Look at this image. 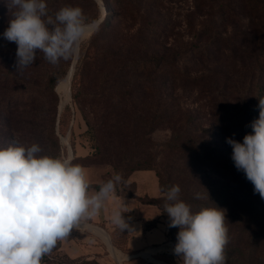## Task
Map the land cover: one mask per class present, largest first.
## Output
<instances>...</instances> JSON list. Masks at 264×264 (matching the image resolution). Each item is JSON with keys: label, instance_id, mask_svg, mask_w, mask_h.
Masks as SVG:
<instances>
[{"label": "rangeland", "instance_id": "374dc122", "mask_svg": "<svg viewBox=\"0 0 264 264\" xmlns=\"http://www.w3.org/2000/svg\"><path fill=\"white\" fill-rule=\"evenodd\" d=\"M6 3L7 0H0V47L8 45L17 49L15 42L3 37L12 18V11H8ZM261 5L262 0H124L123 4H109L108 8L113 12L111 26L104 35L105 40L99 43L98 51L105 52L106 55L100 54L101 57L110 55V60L105 63L99 59V63L93 66L76 100L72 99L71 85L66 100L57 90L66 74L54 87L55 97H51L42 93L45 68L24 67L19 81L34 84V93L40 97L34 104L19 106V102L12 113L9 132L0 131V147L37 144L42 155L50 156L46 132L53 117L52 128L58 138L59 157H70V149L71 159L83 156L91 152L87 135H82L88 120L96 128L98 154L74 161L87 169L88 181L102 182L103 185L117 175L127 174V160L130 164L144 162L146 166L161 168L170 187L179 185V200L188 204L196 201L203 207L213 206L220 191H212L193 178L186 155L177 148H170L168 143L173 131H190L192 126L198 130H214L218 135L214 144H227L228 147L231 146L226 142L227 138L242 143L244 136L252 133L250 125L259 114H252L255 100L249 90L253 84L249 82L257 81L264 86V73L255 69L257 61L264 58V45L257 43L258 35L264 32ZM64 6H78L85 17L95 16V20L102 12L104 17L107 13L105 0H47L52 15ZM198 51L199 56L196 55ZM129 58L147 65L154 59H161L177 71L173 74L165 71L163 81L158 71L135 75L126 67ZM68 60L70 66L73 57ZM198 75H201L200 79H192ZM103 76L108 80L106 87H114L113 92L100 94ZM128 77H137L143 91L146 89L143 103L136 95L127 99L122 94L125 87L113 85L125 83ZM66 106L68 111H65ZM164 106H168V119L150 131L159 117L164 118ZM146 172H150L156 182L151 171H140L141 174ZM193 172L198 175L201 168L193 169ZM146 179L149 180L142 177L140 182L144 185ZM232 193L240 194L239 191ZM163 202L168 203L165 198ZM230 228L232 236L228 237V245L231 249L225 250L226 264H247L256 232H260V243L251 255L250 264H264V222L247 220L244 225L229 226V231ZM102 229L110 236L107 229ZM108 241L113 249H119L112 238V242L109 238ZM59 243L60 253L72 258H95L77 250L79 246L92 243L102 245L111 260L112 254H116L91 229L83 232L74 229ZM174 248L169 241V252L154 255L160 261H146L142 255L123 258H127L124 262L130 264H183Z\"/></svg>", "mask_w": 264, "mask_h": 264}, {"label": "clouds", "instance_id": "9594fccd", "mask_svg": "<svg viewBox=\"0 0 264 264\" xmlns=\"http://www.w3.org/2000/svg\"><path fill=\"white\" fill-rule=\"evenodd\" d=\"M5 6L12 18L3 37L17 45L18 68L34 64L38 52L53 65L76 56L97 27L78 6H64L54 17L47 0H7ZM258 107L252 133L242 143L232 138L226 142L232 147L235 167L264 199V97ZM41 153L37 144L0 147V264H41L58 241L87 226L84 222L98 213L121 179L117 175L92 193L84 169L71 157ZM179 193V185L165 193L170 226L180 229L175 254L183 264H226V210L206 207L193 213L178 199ZM113 222L122 230L128 228L120 211L114 213Z\"/></svg>", "mask_w": 264, "mask_h": 264}, {"label": "trees", "instance_id": "16d2710c", "mask_svg": "<svg viewBox=\"0 0 264 264\" xmlns=\"http://www.w3.org/2000/svg\"><path fill=\"white\" fill-rule=\"evenodd\" d=\"M105 3L107 5V13L101 24H99V26H97L91 33L88 40L82 42L80 46L75 66L76 69L71 82L73 100H76L79 97L80 89L85 86L89 72L94 65L99 63V59L105 63L110 60V55L100 56V54H106L105 52H99L98 47L99 43L103 39L105 40L104 35L108 33L111 26L113 12L110 8H108V5L112 3L123 4L124 0H105ZM260 7V9H262V13H264V0H262V5ZM48 11L49 14L52 15L50 8H48ZM52 16L54 17V15ZM95 18V16H92L87 19L89 21H93ZM257 43L259 45H264V32L258 35ZM115 47V49H119V46ZM0 48V131L5 130V132L8 133L11 128L10 121L12 119V113L17 109L19 102H21L19 106L34 104L35 100H38L40 96L34 93V84H25L19 81L22 76V72L24 71V67H17V49L11 48L8 45L1 46ZM199 53L200 51L196 52V55L199 56ZM128 60L129 61L126 67L132 74L137 75L140 73H148L149 71H158L160 73L161 81L165 79V71L169 74H173V72L177 71L173 65L161 59H154L151 61L150 65H147L146 62L131 58ZM159 60L162 61V63L158 62ZM32 66H41L45 68L43 82L41 85L42 93L44 95L45 92L48 96L55 97L56 94L54 87L66 74L69 67V60L61 59L58 64L53 65L44 59V54L42 52H38L37 59ZM255 69L258 73H264V58L257 61ZM104 77L105 76L102 77L103 79L99 85V87H101L100 94L104 91L110 93L113 92L114 87H106L108 80H104ZM199 77H201V75L195 76L192 79L195 80ZM249 84H253L252 89H249L250 85L248 86V89L253 94L255 100L252 114L258 115L260 111L258 107L259 99L264 97V86H262L260 82H251V80ZM113 85L116 87H125V89L122 90V94H124L127 99H131L133 95H136L140 102L143 103L146 89L143 91L142 85L138 82L137 77H128L125 79V83L122 82L120 84ZM20 86H22V88ZM97 93L92 94L97 95ZM65 111H68L67 106L65 107ZM167 111L168 106H164L162 110L164 118L162 116L159 117L156 123L149 128L150 131L153 130L156 125H159L162 121H166L168 119ZM153 117L156 119V116ZM154 118L151 119L152 123ZM53 120V117L49 120L50 128L46 132V141L47 146L50 149V156L59 157L58 138L52 128ZM192 125L193 124L191 122V126ZM86 126V130L82 133V135H87L91 152L83 156H74L72 159L73 164H76L74 163L75 159L87 158L98 154L99 144L97 140L96 128L88 120H86ZM217 137L218 135L210 128H200L198 130V128L192 126L190 131L185 129H181L179 132L173 131L168 146L172 149L177 148L179 151L181 150L180 153H184V155H186L185 157L190 163L189 165L193 178L197 181L203 182L206 187L210 188L212 191H220V195L216 198L214 205L207 208L218 207L226 210L225 224H227L228 237H231L232 230L230 228L229 231V226L233 227L235 225H244L247 220L264 222V199H262L258 193H254V185L246 178V175L242 170H237L235 167L232 159V147L226 146L227 144L223 146L214 144ZM126 163L125 167L128 169L127 174H123L120 181L116 183L115 192L120 195L135 197L137 201L143 204L154 206L157 214L150 219H144L142 221L143 230L152 227L156 223L157 219L162 217L165 222L166 240L171 241L175 246L178 242L177 235L180 229L179 227L170 226V218L165 212L166 203L163 202V199L165 198V193L171 187L164 178V171L155 165L146 166L143 164L144 162L130 164L127 160ZM203 167L207 170V172ZM198 168H201V172L196 175L193 172V169ZM144 170L151 171L156 179L157 193L155 195H151L149 193V191H151V185L149 182L144 183L143 189H137L136 179L140 178V171ZM89 185L96 190H100L103 186L102 182H89ZM235 191H239L240 194L236 195L232 193ZM224 192H227V194H223ZM190 203L191 204H186L190 206L193 213L200 211L202 208H206L196 201H190ZM237 209H241V211ZM260 237V232H256V237L254 238L252 247L249 250L250 252H248L247 255L249 259L247 264H250L251 255L257 251L258 244L260 243ZM112 239L114 244L123 252H133L125 246V235L122 237L121 232H118V235H113ZM59 244L60 243L58 241L53 250L42 258L41 264H100L95 258H72L68 255L62 254L59 250ZM229 249H231L230 245L227 244L225 250L228 251ZM127 264L130 263L127 262Z\"/></svg>", "mask_w": 264, "mask_h": 264}, {"label": "crops", "instance_id": "0c3cea01", "mask_svg": "<svg viewBox=\"0 0 264 264\" xmlns=\"http://www.w3.org/2000/svg\"><path fill=\"white\" fill-rule=\"evenodd\" d=\"M82 168L84 169L85 173H88L85 167ZM142 177L149 178V180H145V183L149 182L151 185V191H149V193L151 195H155L157 193L156 182L154 178H151L150 172H146L145 174L140 173V178L136 179L137 189H143V184L140 182ZM89 191L95 193L99 190L90 187ZM116 211H120L122 213V218L128 224V228L122 230L113 222L114 213ZM156 214L157 212L154 206L143 204L137 201L135 197L124 196L114 192L112 196L103 202V205L98 213L85 222L99 225L102 228L107 229L110 236L106 232L105 233L108 236L110 242L112 236L118 235V232H121L122 237L125 235V246L133 252L123 253L120 249H118L123 254V256H131V258H134L136 257L135 254L142 253L145 256L149 255L154 258V255L162 256L163 254L169 252L167 249L169 241L166 240L165 222L162 217H159L152 227L143 230L142 221L144 219H150L156 216ZM80 229H78L79 232L88 231L86 227ZM87 234L90 233L87 232ZM92 244L79 246V248H77L79 251L78 253L91 255L102 264H115L114 262L116 260H121L123 258V256L118 257L117 254H112V260H114L113 262L111 258L108 257V254L104 253V248L102 245Z\"/></svg>", "mask_w": 264, "mask_h": 264}, {"label": "bare ground", "instance_id": "6f19581e", "mask_svg": "<svg viewBox=\"0 0 264 264\" xmlns=\"http://www.w3.org/2000/svg\"><path fill=\"white\" fill-rule=\"evenodd\" d=\"M69 73L65 76V78L57 85V90L59 91V93L61 94L62 98L64 100H66L68 98L69 95ZM95 232L104 240V242L106 243L107 247H109L112 251L114 250V252L117 254L118 257L123 256V254L117 250V249H113V245L109 243L108 238L106 237V235L104 234V232L100 229H96ZM143 257L145 258H149L152 260H157L160 261L158 259H155L151 256H145L144 254H141ZM163 262V261H162Z\"/></svg>", "mask_w": 264, "mask_h": 264}, {"label": "water", "instance_id": "95a60500", "mask_svg": "<svg viewBox=\"0 0 264 264\" xmlns=\"http://www.w3.org/2000/svg\"><path fill=\"white\" fill-rule=\"evenodd\" d=\"M103 18H104V12H102V14H101V16L98 18V19H96L95 20V22H96V24H97V26L102 22V20H103ZM77 59H78V54L76 55V56H74L73 57V60H72V62H71V64H70V66H69V68H68V70H67V72H66V75L69 73V81H68V84H69V91H70V85H71V80H72V77H73V74H74V72H75V66H76V63H77ZM65 75V76H66ZM65 78V77H64ZM63 78V79H64ZM70 157L72 158V150L70 149ZM87 226H86V228L87 229H91V230H96V229H100V230H104V229H102V228H100L99 227V225H95V224H91V223H89V222H84ZM112 242V241H111ZM114 254V253H113ZM136 256H141V253H138V254H135ZM133 256V255H132ZM128 257H131V256H128ZM127 258H122V260H126ZM149 260H151V259H149V258H146V261H149Z\"/></svg>", "mask_w": 264, "mask_h": 264}, {"label": "built area", "instance_id": "2783aa9c", "mask_svg": "<svg viewBox=\"0 0 264 264\" xmlns=\"http://www.w3.org/2000/svg\"><path fill=\"white\" fill-rule=\"evenodd\" d=\"M125 260H117L115 264H127L126 262H124Z\"/></svg>", "mask_w": 264, "mask_h": 264}]
</instances>
